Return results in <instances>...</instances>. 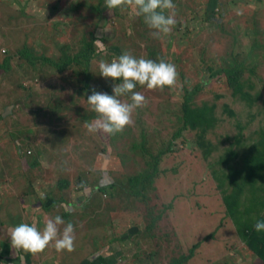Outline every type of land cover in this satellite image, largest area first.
Segmentation results:
<instances>
[{"label": "rangeland", "instance_id": "1", "mask_svg": "<svg viewBox=\"0 0 264 264\" xmlns=\"http://www.w3.org/2000/svg\"><path fill=\"white\" fill-rule=\"evenodd\" d=\"M173 3L176 24L171 33L159 39L148 35L150 46L157 48V62L176 65L177 85L163 91L138 85L147 104L134 111L137 123L109 135L90 132L86 127L94 121L86 119L92 112L87 103L92 89L112 95L117 83L100 76L98 62H111L121 55L120 48L126 44L125 28H132L130 33L137 27L141 33L151 29L139 23L134 9H121L124 16L117 19L105 7V0H0V64L11 55L8 67L0 69V264H142L135 254L150 250V246L156 252L153 264H166V243L162 246L154 239H143V249L138 248L142 237L137 230L145 231L148 219L161 215L155 225L156 234L176 222L171 226L176 227L183 247L198 241L219 223L218 192L199 165L184 168L178 175L174 169L166 171L167 177H161L141 199L127 191L112 196V189L102 199L95 193L102 176L112 181L143 169L139 133L150 134L153 144L171 139L176 123L168 108L179 109L186 90L199 85L197 102L215 101V96L222 93L228 95L219 71L232 66L234 60L242 61L247 68L256 66L255 75L260 80L256 84L264 98V0ZM97 4L101 11L94 9ZM92 34L96 35L97 54L89 65L88 84L82 75L58 74L43 60L58 58L63 47L76 52ZM25 46L34 55V63L14 56ZM148 54L151 52L141 55L148 59ZM121 99L130 102L128 97ZM225 100L230 101L228 96L218 100V109ZM234 108L244 111L241 104ZM230 125L225 123L219 132L234 133ZM174 163L167 160L163 164L174 168ZM193 172L197 173L194 178L203 177L205 185L198 184L192 192ZM60 180L69 181L70 186L59 188ZM188 190L191 195L198 194V203L197 196L181 197L180 191ZM171 199L174 215L168 213ZM56 216L65 222L59 226L61 232L67 223L74 226L73 251L58 252L50 245L30 257L11 247L12 228L27 223L42 230L47 219ZM170 242L179 248L177 238ZM204 246L200 254L195 253L197 257L215 252L213 241ZM207 259L198 258L195 264H205ZM206 264L261 263L237 242L232 249L227 245L216 251Z\"/></svg>", "mask_w": 264, "mask_h": 264}, {"label": "trees", "instance_id": "2", "mask_svg": "<svg viewBox=\"0 0 264 264\" xmlns=\"http://www.w3.org/2000/svg\"><path fill=\"white\" fill-rule=\"evenodd\" d=\"M94 7L95 10L101 11L99 4ZM111 10L117 19L124 16V13L120 12L121 9ZM137 19L140 24L146 25L142 16H137ZM139 26L141 27V25ZM125 29L126 44L121 46L120 54L130 52L136 58H144L141 55L143 52H151L146 57L157 62L158 55L154 54V48H157H152L149 44L151 41L148 32L152 34L153 30L141 28L144 31L141 33L138 32L137 27L130 33L132 28ZM95 37L92 34L89 40L84 39L76 52H72L68 47H63L58 58L43 57V60L58 74L63 75L70 72L71 75H82L88 84L91 79L89 65L97 54ZM140 43H143L144 47ZM231 53L232 51L230 55ZM14 56L26 58L30 63H34V55L26 46L19 49ZM10 57L11 55L6 56V59L0 64V69L8 67ZM209 70H211L210 67H208ZM255 70V65L247 68L244 67L242 61L237 60H234L232 66L221 68L219 73L223 76L225 91L228 95L224 96V93L217 95L215 101L197 102L195 97L200 90L199 85L191 91L186 90L179 109L168 108L171 115L175 117L176 123L170 140L162 142L161 145L153 144L150 134H138L141 138V141L138 142L141 148L139 149L142 155L141 166L143 169L134 175L114 176L112 181L110 178L109 181H106L102 176L99 181L98 190L95 192L98 193L97 198L99 199L103 198L108 189L114 190L112 196L118 194L121 196L127 191L129 195L141 199L145 197L149 188L153 189V184L158 183L161 177L163 179L167 177L165 176L166 171L174 169V174L178 175L184 168L203 166V169L206 170L207 180L214 184L211 187L218 192L217 206L221 208L220 211H217L219 223L213 225V228L211 227L212 229L204 234L201 233L198 241L185 247L180 243L181 237L179 238L176 227L171 226L176 222L167 226L166 230H162V234L154 233L157 228L155 225L161 215L148 219L145 231L141 232L139 228L137 230V234L139 233L142 237V241L138 243L140 249L144 247L143 239H154L156 243L159 241L157 245L163 246V243L168 245L166 249L168 262L166 264H195L198 258H208L206 261L208 263L216 251L224 249L227 245L232 249L237 242L243 244L261 264H264V231L257 232L254 229L257 221H264V98L260 87L256 84V80H260L255 75ZM262 87L264 88V85ZM136 91H139L138 85ZM226 96L230 101L225 100V103L222 102L218 109V100L225 99ZM234 103L241 104L244 111L234 108L236 105ZM139 112L140 110L137 113ZM240 112L245 113L240 114ZM86 117L87 120H95L97 114L92 111ZM136 119L133 120L131 126L137 123ZM227 122L231 124V130L234 133L219 132V129L224 127L223 125ZM134 141L137 142L136 137H134ZM133 145H138V143ZM167 160H172L177 164L174 163V168L165 167L163 163ZM36 162L38 161L36 160ZM196 174L193 172L190 176L192 192L198 184L205 185L202 176L200 179L194 178ZM58 186L65 189L70 184L69 181L60 180ZM180 192H182V198L191 195L189 190ZM197 195L194 192L191 196ZM199 199L200 197L197 196V203ZM119 201L117 200V204ZM173 201L174 199H171L167 205L169 215L172 212L174 215L175 204ZM173 238H177L179 241V248L170 242ZM211 241L215 243V252H207L197 257L195 253L200 254L201 247L202 249L206 248L204 244L207 245ZM29 255L31 257L33 254L29 253ZM155 255L154 248L150 246V250L136 253L135 257L142 264H153ZM143 257L144 260H142ZM0 262L3 263L1 256Z\"/></svg>", "mask_w": 264, "mask_h": 264}, {"label": "clouds", "instance_id": "3", "mask_svg": "<svg viewBox=\"0 0 264 264\" xmlns=\"http://www.w3.org/2000/svg\"><path fill=\"white\" fill-rule=\"evenodd\" d=\"M105 7L109 10L134 9L158 39L169 35L176 24L173 0H105ZM96 43L102 44L99 40ZM98 69L100 76L117 83L113 86L112 95L92 89L87 103L97 118L86 127L90 132L109 135L121 133L131 126L134 111L146 106L147 100L136 91L137 85L163 91L165 88L174 89L179 79L174 63L136 58L129 52L111 62L100 60ZM122 97H128L130 102ZM63 224L65 222L60 216L47 219L42 230L36 224L21 223L10 230L11 247L16 251L38 254L52 245L58 252H71L75 243L74 226L67 223L61 232L59 226ZM254 229L264 231V221H257Z\"/></svg>", "mask_w": 264, "mask_h": 264}, {"label": "crops", "instance_id": "4", "mask_svg": "<svg viewBox=\"0 0 264 264\" xmlns=\"http://www.w3.org/2000/svg\"><path fill=\"white\" fill-rule=\"evenodd\" d=\"M111 245H112V243L108 244V245H107V248H108V247L110 248ZM99 256H100V255H99ZM99 256H98V257H99ZM98 257H97V259H98ZM73 260H74V259H72V261H73ZM85 261H86V259H85ZM86 263H87V262H86ZM86 263H84V261H83L82 264H86ZM59 264H61V263H59Z\"/></svg>", "mask_w": 264, "mask_h": 264}]
</instances>
